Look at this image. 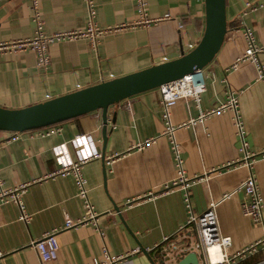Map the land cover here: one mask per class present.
Segmentation results:
<instances>
[{
	"label": "crops",
	"instance_id": "1",
	"mask_svg": "<svg viewBox=\"0 0 264 264\" xmlns=\"http://www.w3.org/2000/svg\"><path fill=\"white\" fill-rule=\"evenodd\" d=\"M246 1L264 0H225L226 32L212 60L201 69L205 91L199 102L178 99L170 109L171 123L178 124L216 106L228 90L236 94L244 140L253 156L250 170L262 199L260 223L252 222L239 209L243 194L238 186L249 170L237 164L241 153L230 113L208 116L193 127L175 131L186 174L203 176L188 189L191 210L199 215L214 202L219 233L231 241L229 255L250 246L264 233V87L255 80L250 62L238 61L230 68L245 48L236 19ZM91 3L99 27L135 20L134 0ZM30 4L31 0H0V45L32 35ZM37 7L46 34L81 29L88 20L82 0H37ZM146 13L149 17L168 14L169 18L104 35L95 51L82 38L52 42L47 47L49 64L45 70L35 67L31 51L0 46V107H25L174 59L181 51L190 50L188 45L193 47L202 34L203 0H146ZM242 22L250 29L255 46L264 48V5L244 16ZM258 59L264 66V51L258 53ZM158 99V89L153 88L107 108L103 161L90 159L81 170L86 198L98 213L95 225L62 228L65 219L80 217L82 206L71 177L51 175L58 165L50 149L73 135L87 133L100 151V111L65 120L59 133L45 137L28 130L15 132L13 138V132L0 131L4 187L30 183L22 195L25 211L30 214L27 224L18 221L13 203L0 205V264H87L99 257L103 248L112 256H121L139 247L157 264L159 249L154 246L173 236L186 220L182 192H161V185L173 177L174 169L168 142L161 135ZM149 137L156 138L152 144L141 150L133 147ZM67 148L74 158L72 149ZM108 156L112 160L106 164ZM225 193L230 195L223 199ZM112 205L119 208V214ZM52 230H58L54 234L57 248L52 260L41 263L30 242ZM191 230L188 227L178 233L176 244H192ZM142 262L144 257L138 251L122 264ZM232 264H264V247L256 246Z\"/></svg>",
	"mask_w": 264,
	"mask_h": 264
},
{
	"label": "built area",
	"instance_id": "2",
	"mask_svg": "<svg viewBox=\"0 0 264 264\" xmlns=\"http://www.w3.org/2000/svg\"><path fill=\"white\" fill-rule=\"evenodd\" d=\"M82 1L85 3L88 11V20L83 28L46 34L42 30L43 20L38 11L37 0H31V22L34 26L32 35L27 38L10 41L0 46L14 51H31L34 54L35 67L45 70L49 64L47 47L52 42L82 38L86 39L90 48L95 51L99 40L104 35L119 32L124 28H134L137 26L147 27L161 19L169 18L168 14H164L162 17H149L146 13V0H134L136 11L134 21L123 22L114 26L99 27L93 19L94 11L91 0ZM263 5L264 1L260 3L246 1L243 5V9L237 15L236 22L238 27L241 28V33L245 41V48L236 61L230 65V68H235L238 61L250 62L255 68V80L260 82L264 87V66L258 59V53L264 51V48L255 46L250 29L242 22L244 16L254 12ZM191 48L192 45L189 44L188 49ZM157 89L159 93L160 119L163 124L161 135L164 136L168 142L174 169L173 177L161 185V192L167 193L174 189L180 190L182 192V201L186 211L185 223L176 230L173 236L164 237L161 242L153 248L159 249L158 254L163 264L175 263L190 252L196 255L198 264H232L233 259L242 257L245 253L252 251L256 246L264 247L263 233L261 239L256 240L250 246L238 250L233 255H229L228 249L231 246V241L229 237L222 236L219 233L216 215L213 210L215 205L214 202H210L208 208L199 215L192 212L188 189L195 181L203 179V176L193 175L189 177L186 174L183 167V158L180 155V147L175 139V131L178 128L193 127L197 123H201L208 116L229 112L239 143L238 151L241 153V159L237 161V164H242L249 170L248 175L238 186V190L243 194L239 203V209L243 216L248 217V219L254 223H260L262 199L255 177L250 170L253 156L252 153L248 151L247 143L244 140V131L238 111L237 97L234 91L228 90L220 103L200 112L196 117H190L184 122L173 124L170 121V109L173 104L178 99H192L198 103L200 95L205 91V81L202 70H195L192 73L184 74L177 79L161 84ZM125 107L129 108V103H126ZM60 130V123H55L30 131H35V134L39 137H45L54 133H59ZM13 134L14 138L16 134L15 132H13ZM155 139V137H149L142 142L136 143L133 147L137 150H141L152 144ZM68 146L72 149L74 158L69 154ZM50 151L58 165L56 171L51 175L62 174L70 176L76 186V195L80 198L82 206V214L80 217L76 220L65 219L62 228L75 229L76 227L87 224L95 225L96 215H98V213H96L93 206L86 198L81 174L82 167L88 160L100 157V151L96 148L91 135L87 133L73 135L68 141L52 146ZM111 160L112 157L108 156L105 157L104 162L109 164ZM237 164L228 163L227 166H235ZM29 184V182H26L13 187H4L3 181L0 178V205L7 202L13 203L19 212L18 221L23 224H27L30 220V214L25 211L22 202V195L25 193ZM229 195L230 193H225L222 195V198L225 199L229 197ZM128 202L129 200H126V203ZM188 227L192 229L194 242L188 246L177 245L174 241V237ZM57 231L58 230L45 232L40 238L30 242V246L36 251L41 263L52 260L57 248L54 240V234ZM210 250H214L216 254V257L213 259L211 258ZM138 251L139 250H134L128 255L112 256L103 248L100 256L93 258L87 264H122V261L127 256L136 254ZM141 264H148L145 258L144 262Z\"/></svg>",
	"mask_w": 264,
	"mask_h": 264
},
{
	"label": "water",
	"instance_id": "3",
	"mask_svg": "<svg viewBox=\"0 0 264 264\" xmlns=\"http://www.w3.org/2000/svg\"><path fill=\"white\" fill-rule=\"evenodd\" d=\"M224 4L225 0H203V31L197 43L187 52L181 51L180 55L174 59L25 107L15 109L0 107V131L34 130L98 110L101 119L99 158L103 161L107 108L132 95L157 88L163 83L195 70H201L207 65L220 48L226 32ZM112 209L119 214V208L116 205H112ZM139 252L148 264H155L149 252H145L140 247ZM157 258V264H163L159 255ZM174 264H198V262L196 255L190 252Z\"/></svg>",
	"mask_w": 264,
	"mask_h": 264
},
{
	"label": "bare ground",
	"instance_id": "4",
	"mask_svg": "<svg viewBox=\"0 0 264 264\" xmlns=\"http://www.w3.org/2000/svg\"><path fill=\"white\" fill-rule=\"evenodd\" d=\"M210 255L212 259L216 257L214 250H210Z\"/></svg>",
	"mask_w": 264,
	"mask_h": 264
},
{
	"label": "rangeland",
	"instance_id": "5",
	"mask_svg": "<svg viewBox=\"0 0 264 264\" xmlns=\"http://www.w3.org/2000/svg\"><path fill=\"white\" fill-rule=\"evenodd\" d=\"M159 255V254H158Z\"/></svg>",
	"mask_w": 264,
	"mask_h": 264
}]
</instances>
